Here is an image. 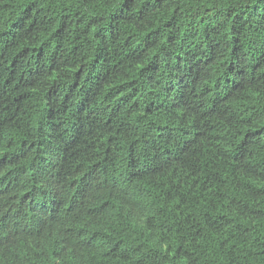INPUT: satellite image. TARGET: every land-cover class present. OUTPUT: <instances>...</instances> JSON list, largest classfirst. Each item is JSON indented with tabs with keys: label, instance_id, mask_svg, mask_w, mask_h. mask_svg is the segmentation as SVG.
Instances as JSON below:
<instances>
[{
	"label": "clouds",
	"instance_id": "clouds-1",
	"mask_svg": "<svg viewBox=\"0 0 264 264\" xmlns=\"http://www.w3.org/2000/svg\"><path fill=\"white\" fill-rule=\"evenodd\" d=\"M34 6L104 42L59 122L0 105V264H264V0Z\"/></svg>",
	"mask_w": 264,
	"mask_h": 264
},
{
	"label": "trees",
	"instance_id": "trees-1",
	"mask_svg": "<svg viewBox=\"0 0 264 264\" xmlns=\"http://www.w3.org/2000/svg\"><path fill=\"white\" fill-rule=\"evenodd\" d=\"M34 3L35 0H7L0 5V60L3 61L0 64V105L5 111L11 110L20 115V110L31 101L33 106H38L31 111V118L37 124L44 117L59 122L58 117L68 112L73 103L79 106V102L75 100L77 90L84 87L91 89L96 83L95 80H88L89 75L93 74L92 63L96 56L88 54L89 48L85 41L91 34L92 40L103 43L104 36L95 30V24L88 27L86 32L77 33L75 25L64 19L71 15L67 11L63 16L56 13L59 20L56 16L41 19ZM132 4L133 0H124V6L131 7ZM106 35L110 36L111 33ZM58 50H62L70 58L83 53V62H70L66 59L60 67L65 68L66 73H71L72 76L67 91L53 84L56 91L49 88L42 93L41 100L35 90L34 77H38L45 68L51 78L58 76L55 64L59 59ZM85 64L89 67L85 68ZM126 71L127 75L123 76L122 82L120 79H105L103 87L108 88L111 83L119 93H124L125 86L131 87L134 82V69L129 67ZM53 104H59V107H51Z\"/></svg>",
	"mask_w": 264,
	"mask_h": 264
}]
</instances>
